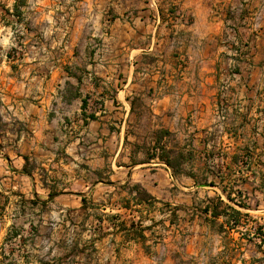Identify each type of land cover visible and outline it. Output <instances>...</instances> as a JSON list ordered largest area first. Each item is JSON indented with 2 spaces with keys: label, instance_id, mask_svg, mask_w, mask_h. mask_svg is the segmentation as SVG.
I'll use <instances>...</instances> for the list:
<instances>
[{
  "label": "crops",
  "instance_id": "1",
  "mask_svg": "<svg viewBox=\"0 0 264 264\" xmlns=\"http://www.w3.org/2000/svg\"><path fill=\"white\" fill-rule=\"evenodd\" d=\"M238 4L0 0V264H264V0Z\"/></svg>",
  "mask_w": 264,
  "mask_h": 264
},
{
  "label": "built area",
  "instance_id": "2",
  "mask_svg": "<svg viewBox=\"0 0 264 264\" xmlns=\"http://www.w3.org/2000/svg\"><path fill=\"white\" fill-rule=\"evenodd\" d=\"M239 1V4L238 6L236 7V9L238 10L239 8H244L247 6L249 0H238ZM236 53H238V51H236Z\"/></svg>",
  "mask_w": 264,
  "mask_h": 264
},
{
  "label": "rangeland",
  "instance_id": "3",
  "mask_svg": "<svg viewBox=\"0 0 264 264\" xmlns=\"http://www.w3.org/2000/svg\"><path fill=\"white\" fill-rule=\"evenodd\" d=\"M17 32H19L20 29H23L22 27H20L19 25L15 26Z\"/></svg>",
  "mask_w": 264,
  "mask_h": 264
}]
</instances>
